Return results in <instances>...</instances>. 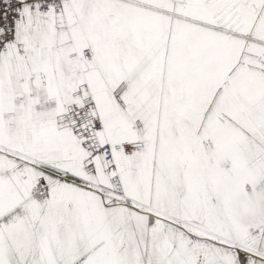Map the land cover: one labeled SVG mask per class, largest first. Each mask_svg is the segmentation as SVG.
Masks as SVG:
<instances>
[{"label": "snow or ice", "instance_id": "6c2138e0", "mask_svg": "<svg viewBox=\"0 0 264 264\" xmlns=\"http://www.w3.org/2000/svg\"><path fill=\"white\" fill-rule=\"evenodd\" d=\"M0 264H264V0H0Z\"/></svg>", "mask_w": 264, "mask_h": 264}]
</instances>
